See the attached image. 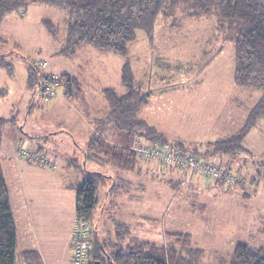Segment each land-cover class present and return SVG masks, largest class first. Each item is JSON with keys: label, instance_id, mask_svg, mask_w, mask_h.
<instances>
[{"label": "rangeland", "instance_id": "374dc122", "mask_svg": "<svg viewBox=\"0 0 264 264\" xmlns=\"http://www.w3.org/2000/svg\"><path fill=\"white\" fill-rule=\"evenodd\" d=\"M66 18V12L60 7L36 3L25 11L7 16L0 26L1 37L7 41L4 48H0V53L13 52L9 60L16 66L14 75L0 67V116L9 119L3 129L0 165L13 191L14 199H17L21 191L13 168L15 161L36 165L27 157L19 158L20 149L37 152L51 164V159H59L58 169L65 167L69 159L74 162L78 157L82 163L79 167L81 174L85 176L84 180L88 178L87 172L95 168H92L90 161L84 166L85 151L77 144L79 142L87 149L88 144L84 146L86 139L94 134L89 128L90 122L86 120L85 114L91 112L92 119L94 117V120H98L104 115L106 108L109 110L103 94L105 89L114 88L118 93L124 94L126 89L121 82V68L127 60L130 61L136 81L141 87L144 86L147 90H159L162 87L160 91H165L164 94L150 97L149 109L157 111L151 114V117L157 120L164 117L165 125L154 122L158 129L166 134L164 136L170 144L184 141L186 138H195L194 143L202 142L197 147L202 153L210 148L211 143L222 138L218 136L223 135L221 128L208 127L207 123L227 124V137L235 135V132L246 124L245 115L243 120L238 118L242 112L238 108L242 106H237L233 91L228 88L235 71L234 44L219 37L217 22L214 19L185 20L181 25L174 27L162 21L157 25L156 38L152 44L146 35L138 33L139 39L130 46L127 59L88 46H83L73 58L67 59L57 55L66 36ZM48 19L60 29L57 39L51 36L44 25ZM41 60L47 65L39 67ZM164 62L170 63L171 67L160 66ZM31 63L39 67L38 70L44 74L60 77L64 73L77 75L80 90L66 96L64 88H59L58 94L51 99L38 93L33 94L27 86L28 67ZM164 76L165 81L161 80ZM176 85L183 87L178 88ZM192 89L194 94L198 92L200 95L194 103V119L186 121L190 108H184L182 101ZM240 91H243L240 92L243 96L237 98L240 104L244 105L248 101L251 105H256L259 102L260 92L249 89ZM257 122V126L249 132L243 143L245 151L236 155L237 160L232 169L239 174L240 179L247 176L248 169L253 174L249 178L251 180L243 179L244 189H236L242 184L229 187L221 183L224 189L217 186L215 190L205 191L204 194L193 193L195 191L190 185L192 186L199 177L190 180L183 170L160 163L140 162L145 167L141 169L142 173L133 178L131 173L121 171V176L125 173L131 185L118 179V186L110 195L108 192L113 185L111 179L107 178L108 174L100 181L98 197L101 204L88 219L92 228L101 220L100 236L102 240L108 241L114 236L112 233L118 221H126L133 227L138 220L135 218H144L145 224L153 228L154 239L150 238L149 232L139 233L141 237L160 244L165 241L166 233L194 234L195 242L209 250L205 256L206 264H229L235 246L242 242L257 247L263 246L264 176L260 175V171L264 170V118ZM41 136L42 138H39ZM44 138L46 140L42 141ZM188 145L189 148L195 147ZM43 166L50 165H40ZM166 170L182 174L174 188L170 181L171 173L163 174ZM113 172V175H118L117 171ZM38 186V190L49 193L50 197H47V207L50 211L47 222H51L40 235L41 244L44 245L47 258L55 259L61 254L73 219L77 216V210L72 209V204L70 207L69 203L71 195L77 202V187L74 188L73 185V189H67L63 196H58L55 201L53 195L59 191V187L54 181ZM224 191L230 193L215 196L216 193ZM245 192L250 193L249 198L247 194L243 195ZM73 202L75 203V200ZM204 204L206 208L203 209L201 206ZM102 205L106 206V211H102Z\"/></svg>", "mask_w": 264, "mask_h": 264}, {"label": "trees", "instance_id": "16d2710c", "mask_svg": "<svg viewBox=\"0 0 264 264\" xmlns=\"http://www.w3.org/2000/svg\"><path fill=\"white\" fill-rule=\"evenodd\" d=\"M36 3L60 7L66 12V36L57 55L67 59L73 58L83 46L127 59L130 46L139 39V32L146 35L152 44L156 38L157 25L162 21L174 27L185 20L212 18L217 22L219 37L234 44L236 56L233 77L236 86L261 93L244 127L233 136L214 141L208 150L201 153L181 141L170 144L156 126L150 125L142 117L141 112L148 104L151 93L138 84L131 63L127 60L121 68V82L126 91L124 94L114 88L103 91L109 110L95 123L99 134L94 132L90 137L88 148L84 149L87 153L85 161L133 172L141 161L131 146L139 138L168 144L186 152L192 151L208 160L216 156L234 160L236 155L245 151L243 143L247 135L257 125V121L264 118V0H0V26L7 16L25 11ZM44 25L51 36L57 39L60 30L57 24L48 19ZM6 42L0 34L1 49ZM12 55L11 51L0 53V67L10 75L16 71L15 64L9 60ZM160 66L170 68L171 64L164 62ZM28 74L27 86L33 94H39V82L45 74L32 63L28 67ZM52 76L58 78V89L67 88L66 96L80 90L77 76L69 73L61 77ZM8 122V118L0 116V148L3 129ZM110 130L126 134L127 141L132 142V145L108 143L102 134H110ZM71 163L78 168L82 165L76 161ZM219 165L233 169L230 163L221 161ZM87 174L88 178L77 187V216H84L88 220L100 204L98 190L106 174L102 170H89ZM261 174L264 176V170L260 171ZM241 181L239 184H243V179ZM114 188L115 185L109 190V195ZM96 226L92 228L91 235V264H205L206 253L194 246L190 233H166V244L152 241L127 243L132 229L126 222H117L112 233L114 236L108 241L102 240ZM0 264H44L37 250H18L17 224L12 212L10 189L1 165ZM229 264H264V244L258 247L243 242L236 245Z\"/></svg>", "mask_w": 264, "mask_h": 264}, {"label": "crops", "instance_id": "0c3cea01", "mask_svg": "<svg viewBox=\"0 0 264 264\" xmlns=\"http://www.w3.org/2000/svg\"><path fill=\"white\" fill-rule=\"evenodd\" d=\"M138 36H139V34H138ZM73 75H75V74H73ZM75 76H77V75H75ZM164 79H165V76L161 78V80H164ZM210 85L211 84H209L208 86L210 87ZM228 86H229L228 88L231 89V91H233V96H235L234 100H235L237 106L243 107V108L242 107L238 108L242 111L238 115V118L243 120V116L245 115V117L247 119L251 109L255 106V104L251 105V103H249L248 101L245 102L244 105L240 104V101L237 100V98L238 97L240 98L243 96V93L242 94L240 93L243 91H240L242 89H240L238 86H236L234 78H233L232 82L228 83ZM176 87L182 88L183 85H176ZM62 88H64L63 92H65V94H66L67 88H65V87H62ZM165 88L169 89L168 86H165ZM161 89H162V87H160L159 90H156V89L153 90L152 88H149L148 90L151 93L150 97L154 96L155 94H164L165 91L164 90L160 91ZM193 90L194 89H192V92L190 91L188 93V95L182 101L184 108L185 107H188V109L190 108L189 115L186 116V118H185L186 121H189V120L192 121L194 119V116H195L194 103L196 100H198V97L200 95V93H198V92H196L194 94ZM232 99H233V97L231 98V100ZM149 100H150V98H149ZM149 105H151V103L148 102V104L146 106H144V108L141 112L142 117H144L152 126H156L154 121H157V123L159 125H165L164 117H159L158 120L154 117H151V114H155V112H157V111L150 110ZM231 109H233V107H231ZM157 110H158V107H157ZM107 111H108V108L105 109V112L103 114H105ZM85 118H86V120H89V122H90L89 128L93 132H96L97 134H99V131H97V128L95 125L97 120H94V117L92 119L91 112H86ZM235 118L236 117H234V122H235ZM231 123H233V120H231ZM174 124H178V123L174 122ZM257 124H258V122H257ZM207 126L208 127L213 126V127L221 128L220 130L222 131L223 135L218 136V137H222L219 139L215 137L218 140L227 138V136L229 135V134H226L227 131L225 129L228 128V125L225 123H221L220 125H216V123H212V124L207 123ZM255 127L253 129H255ZM109 132H110V134H108V133L102 134V136L104 137V139H106L108 141V143H112V144H115L118 146L132 145V142L127 141L126 134L119 133L118 131H113V130H110ZM161 132L166 136V134L163 131H161ZM107 134H108V136H106ZM42 136L39 138H42ZM207 138H210V137H207ZM89 139H90V137L86 139L87 142H85L84 146H86L87 144L89 145V143H90ZM45 140H46V138H44L42 141H45ZM189 140H191L192 142H190ZM189 140L186 138V140H184V141L183 140H179V141L183 142L188 147H189L188 144H191L192 146L194 145L195 147H192V148H197V147H199L198 144L201 145V143H202V142L201 143H194L193 141H195V138H190ZM77 144L79 147L86 149L85 147L81 146L79 142H77ZM88 145H87V148H88ZM197 149H199V148H197ZM80 150L82 152V149H80ZM205 151L206 150H204L203 152H205ZM84 153L86 156V152H84ZM216 158H219V160L222 162L226 161L227 164H229V163L232 164V168L235 165L236 160H237V157L234 160L232 158H229V157H221L220 158V157L216 156ZM225 158H226V160H225ZM51 160H53V164H51L49 167L48 166L47 167L46 166L40 167V165H32L31 166V165H28L26 163V161L25 162L15 161L16 162V163H14L15 167H13V168L15 171V175L18 178L19 188L21 189V191H19V196L17 197V199H14V197H13V191L10 188L8 179L6 178L4 171H3V174L7 180L8 188L10 189V196H11V200H12V212L14 213L15 223L17 224L18 250L20 252H24L25 250H37L39 252L40 256H42L44 264H72L73 263V255H72L73 245L71 243V239H72V233H73L72 230L74 228V225L76 222L75 219L77 218V216H75L73 219L72 227L69 229V234L66 237V242L64 243L65 245H64V248H63L61 254L59 256L57 255L58 257H56L55 259L54 258H47V256L44 254V252L46 250L44 249V245L41 244L42 240L40 239L41 238L40 235H41V233L46 231V229H47L46 227L49 226V224L51 222V221H49V223L47 222L49 219L48 216L50 215V211L48 210V207H47V197H49V193H47L43 190L42 191L38 190L37 187H39L38 185H40V186L46 185L48 181H50V182L54 181L55 184L58 185V187H59V191H56V193L53 195V199H55V201H56L57 197L63 196V194L65 193V191L67 189H69V190L73 189L74 186H75L74 188L78 187V185L84 181L85 176H83L81 174V170L78 167H76V165H73L71 163L72 159H69L67 161L66 165L64 164L65 167H63L62 169H58V165H60L59 159L54 158ZM88 161L84 162L85 163L84 166L88 165ZM76 163H79L78 157L76 158ZM90 163H91L92 168L93 169L95 168L94 170H99V171L102 170V171H104L106 176L108 174L107 178L111 179L112 185H115V187L118 186V184L116 183L118 179L124 181L125 184H127V185H131L130 181L127 179V177H125V173L122 177L121 171H119L118 169H115L113 166L110 167L108 165H106V166L105 165H98V164L93 163L91 161H90ZM95 164L98 166H94ZM143 168H145V167H143V165L140 163L139 165L135 166L133 172H129V173H131L133 178H135L136 175H138L139 173H142L141 169H143ZM113 171H117L118 175H113V174H115ZM166 171L167 172H165L163 174L171 173L170 181H172L171 185L174 188L176 185V181L180 180L182 178V174L178 173L176 171H173V170H166ZM172 173H174V174H172ZM251 176H253V174L248 169L247 170V176H243V179H245V178L249 179ZM249 180H251V179H249ZM245 181H246V179H245ZM242 185L237 186L236 189H238V188L244 189L245 187H244V185L242 187ZM217 186H222L223 189L225 188L221 183H217L216 181L205 183L204 181L201 180V178H199L197 181H194L192 186L190 185V187L193 188V190L195 191L193 193H198V194H200V192L202 194H204L205 191L215 190L217 188ZM125 193H127V192L125 191ZM228 193H230V192L224 191L223 193H216L215 196H222V195H226ZM237 194H239V196L241 195L240 192H238ZM246 194H247V198H249L250 193L245 192L243 195H246ZM212 196H214V195H212ZM70 197L72 198V195L69 196V198ZM71 198H70V202H69L70 207L72 204V209L75 208L76 210H78L76 199L72 198V200H71ZM74 200H75V203L73 202ZM100 204H101V202H100ZM201 207L204 209V208H206V205L204 204ZM101 208H102V211H106V206L103 205ZM135 219H138V220L136 221L135 224H133L134 225L133 227L131 226L132 225L131 223H128L125 221L129 226H131L130 228L132 229V233L126 239L127 243H134V242L137 243L138 241H140V242L141 241L155 242V241L150 240V239L149 240L144 239L143 237H141L139 235V233L145 234V233L149 232L148 234H150V238L154 239L153 238L154 231H153V228H151L152 226L151 225L147 226L145 224L144 218L138 217ZM100 221L101 220H99V224H98L99 226H100ZM125 222L123 221V223H125ZM47 223H48V225H47ZM99 226L97 228V231H99ZM99 233H100V231H99ZM191 235H192V238L194 239V246L196 248L203 249L205 251V253L208 254L209 250L204 249L201 246H199V244H197L195 242L194 234H191ZM165 238L166 237H164V239ZM165 243H166V239L162 244H165ZM206 254H205V256H206ZM205 264H206V260H205Z\"/></svg>", "mask_w": 264, "mask_h": 264}, {"label": "built area", "instance_id": "2783aa9c", "mask_svg": "<svg viewBox=\"0 0 264 264\" xmlns=\"http://www.w3.org/2000/svg\"><path fill=\"white\" fill-rule=\"evenodd\" d=\"M47 63L39 61V67L46 66ZM38 67V68H39ZM39 95L51 99L58 93V78L45 74L39 82ZM137 157L142 163H160L165 166L174 167L178 170L185 171L190 177H199L206 183L220 182L224 186L238 185L242 182L239 174L232 169L220 166V160L209 161L204 157L196 155L194 152H186L181 149L172 148L159 142L152 143L147 140L137 139L131 146ZM27 157L30 162L36 165H51L46 158L34 151H25L20 149L19 158ZM75 225L72 230L71 243L73 245V263L72 264H91V250L93 242L92 224L84 216H77Z\"/></svg>", "mask_w": 264, "mask_h": 264}, {"label": "water", "instance_id": "95a60500", "mask_svg": "<svg viewBox=\"0 0 264 264\" xmlns=\"http://www.w3.org/2000/svg\"><path fill=\"white\" fill-rule=\"evenodd\" d=\"M98 225L96 226V231H97Z\"/></svg>", "mask_w": 264, "mask_h": 264}]
</instances>
